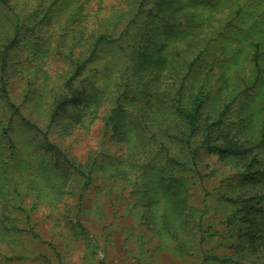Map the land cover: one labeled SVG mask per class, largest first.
Instances as JSON below:
<instances>
[{"label":"rangeland","instance_id":"1","mask_svg":"<svg viewBox=\"0 0 264 264\" xmlns=\"http://www.w3.org/2000/svg\"><path fill=\"white\" fill-rule=\"evenodd\" d=\"M137 1L9 0L8 10L0 8V41L12 36L14 23L22 29L10 50L8 94L27 119L45 129L68 58L86 51L94 35L117 36ZM144 9L156 15L146 11L118 45L100 48L98 59L82 73L87 96L65 114L67 124H73L50 129V140L72 162L86 172L94 166L87 188L67 170L62 156L47 152L41 136L16 116L7 130L14 148H7L3 127L12 111L0 99V264H190L185 221L164 220L173 216L172 203L166 204L167 194L158 184L173 172L183 174L189 180L186 205L200 207L205 196L216 208L211 211L219 222L214 231L225 229L228 207L219 203L220 196L264 195V144L256 146L264 126V0H148ZM255 42L260 43L259 69L252 61ZM184 73V100L200 86L202 118L216 119L224 110V133L254 146L261 164L254 163L251 174L244 173L239 160L248 155L222 158L206 148L198 149L196 170L167 164L171 157L190 159L174 138L180 135L178 118L158 102L166 84ZM127 76L134 86L131 103L119 98L128 112L125 126L141 108L152 122L143 136L128 134L129 142L103 139V117L113 105L119 107L116 97ZM200 140L199 132L194 145ZM94 155L97 159H91ZM54 160L61 167H53ZM153 177L149 205L144 183ZM13 224L20 231L12 230ZM178 226L183 250L172 234ZM263 246L258 253L252 247L251 260L264 261ZM217 251L232 255L234 249Z\"/></svg>","mask_w":264,"mask_h":264},{"label":"trees","instance_id":"2","mask_svg":"<svg viewBox=\"0 0 264 264\" xmlns=\"http://www.w3.org/2000/svg\"><path fill=\"white\" fill-rule=\"evenodd\" d=\"M147 4L148 0L137 1L136 9L132 18L117 36L114 37L113 35H110L108 31L94 35V38L89 42L86 51L81 53L75 59L72 57L68 58L70 63L67 65V72L61 80L58 91L53 93L52 100H50L51 103L49 105L45 129L38 127L35 123L27 119L22 112H20L19 106L11 101L8 94L10 50L17 44L22 30L18 22L13 24L12 36H4L2 41H0V99L2 100V103L8 105L12 111L7 126L3 127L5 136L7 137V148H10V150L14 148V144L10 139L7 130L10 127L12 118L16 116L27 128L35 131L41 136V144L47 152H54L58 156H62L63 159L61 161L66 165L67 170L82 178L83 189L89 186V183L92 180L91 170L94 169V166H91V169L86 172L79 165L72 162L67 153H64L59 145L50 140V129L56 128L59 124H62L63 127L67 126L66 128L73 124V122L67 124L65 121V114L70 106L80 104L87 96L85 90L81 89L82 82L79 80L82 73L87 69L89 64L94 63L98 59L100 48H105V46H109L110 43L118 45V40L122 41L125 35L131 30V27L136 25V20L139 19L140 16L146 15V11H148L149 17L151 15H156L152 9H144ZM9 7V0H0V8L8 10ZM259 48L260 43L255 42L252 61L256 69H259ZM196 60L197 57L188 62V70L192 69ZM179 78L178 81L166 84L164 87L165 90L158 102L159 105H162V107L167 112L171 113L173 117L178 118L180 135H177L174 138L178 140L180 146L183 148L186 147L190 159H176L171 157L166 159L167 164L172 169L178 168L179 171L183 172L188 169L196 170L198 167V149L206 148L211 152H217L222 158H228L233 155H248V159H239L242 163L241 167L243 168L244 173L248 175L254 163L257 162V164H261V160L255 159L256 157L253 154L254 146H246L244 143L230 137L228 133H224L223 127H220L224 119V110L219 112L216 119L210 120L207 117L202 118L201 108L204 102L203 99H205V93L202 91V88L198 86L196 91H191L189 93L188 96L190 99L185 101V84H183L185 73ZM133 86L134 81L131 77L127 76L125 82H123L122 86L119 88L120 93L118 97H116V102L119 104V107L113 105L103 117V139L108 137L109 140L129 142L130 139L128 138V134L134 133L137 135L140 133V135L143 136L145 133L144 130L149 128V124L152 120L149 117V113H144L143 108H141L138 113L134 110L131 113V118L133 120L132 123H127L125 126L124 121L127 118L126 114H128V112L123 111L121 108L122 104L119 103V98L123 95L125 97L124 101L131 103L132 98L130 97V92L133 91ZM175 124L177 125L178 123ZM199 132L201 140L197 145H194V137L197 135L199 136ZM219 137L222 138V143L216 144L215 140ZM263 144L264 126L261 128L259 143L256 146ZM131 150H133V147ZM91 159H97L96 155L92 156ZM57 160L53 161V167H61ZM152 167L154 168V164L150 165L149 170ZM251 177L253 178L252 180H256V177L249 175V178ZM153 179L154 177L149 178L144 183V191L145 194H148L149 199L147 202L149 205L153 203ZM188 182L189 180L185 178L183 174L173 172L167 181L158 185L162 187L165 194H167L166 204H170V202L172 203L171 208L173 216H168L164 220L168 219L173 224L182 220L185 221V255L190 257V264H264V261L261 263L254 262L248 254H254V252H251L252 247H254L258 253L263 246L264 221L261 222L259 219L264 217V208H262L261 205L264 200V195L254 193L248 197L220 196V199H218L219 203H222V205L224 203L228 207L227 214L222 221L225 223V229L224 231H214V226L219 222L216 218H213L211 211L213 209L216 210V208L209 204L208 199L205 196L202 198L200 207L193 204L186 205L185 195L187 193L185 192L187 191L186 188L189 184ZM136 184L137 182L134 183V187L137 186ZM5 229H8V227H5ZM11 229L16 232L20 231L19 226L15 224L11 226ZM31 231L34 233V228H32ZM172 234L176 241V248L183 250L184 241L181 240L182 235L179 226L175 231H172ZM224 246L233 248V254H221L217 251L219 247ZM191 249L193 250L192 253H190Z\"/></svg>","mask_w":264,"mask_h":264}]
</instances>
